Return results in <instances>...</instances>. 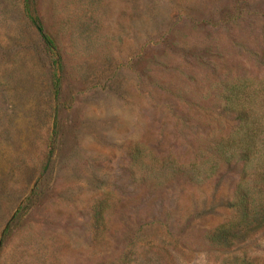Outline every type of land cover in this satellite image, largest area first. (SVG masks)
<instances>
[{
    "label": "rangeland",
    "instance_id": "1",
    "mask_svg": "<svg viewBox=\"0 0 264 264\" xmlns=\"http://www.w3.org/2000/svg\"><path fill=\"white\" fill-rule=\"evenodd\" d=\"M35 11L51 50L21 0H0V264H222L206 237L239 166L188 165L225 87L264 77V0ZM243 247L261 257L264 232Z\"/></svg>",
    "mask_w": 264,
    "mask_h": 264
},
{
    "label": "trees",
    "instance_id": "2",
    "mask_svg": "<svg viewBox=\"0 0 264 264\" xmlns=\"http://www.w3.org/2000/svg\"><path fill=\"white\" fill-rule=\"evenodd\" d=\"M21 2L24 18L51 50V43L41 32L35 0ZM217 116L211 120L210 134L199 141L188 167L195 172V178L203 176L205 179L220 166L238 164L239 169L228 206L229 218L206 239L213 249L228 253L222 264H264V251L259 258L235 254L237 250L243 252V245L250 236L264 232V77L239 79L227 85ZM100 208L94 210L97 220L102 214Z\"/></svg>",
    "mask_w": 264,
    "mask_h": 264
}]
</instances>
